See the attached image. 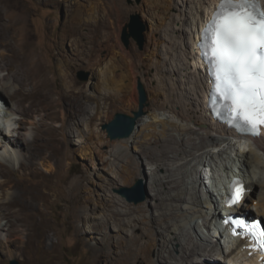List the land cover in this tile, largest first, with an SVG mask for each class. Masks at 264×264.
I'll list each match as a JSON object with an SVG mask.
<instances>
[{"label": "bare ground", "instance_id": "6f19581e", "mask_svg": "<svg viewBox=\"0 0 264 264\" xmlns=\"http://www.w3.org/2000/svg\"><path fill=\"white\" fill-rule=\"evenodd\" d=\"M219 2L220 0L167 2L165 6L169 8L182 7L181 15L168 17L165 37L158 38V32L163 29L160 25H154L150 33V44L155 49L149 51L148 57L155 58L161 48L165 58L160 62H153L156 73L152 80L157 83L152 91L150 110L153 113L150 121H145V117L139 120L134 136L138 148L137 160L132 158L131 162L124 165L121 185L132 183L139 172L138 168H144L146 162L152 167L150 176L153 183L147 188L152 200L148 202L147 209L136 205V216L132 217L133 213L126 212L121 215L127 218L115 220L120 232L128 236L121 241L125 249V263H129L136 253L142 257L143 264H264V258L256 251H250L249 246L245 247L246 243H240L239 239L221 231L219 224L221 215L217 211L223 207L225 185L230 184L234 175L244 176L248 188L252 190L237 213L264 218V133L254 140L235 136L232 130L214 120L209 109V78L204 73L197 46L201 28ZM156 7L160 8L161 5ZM124 12L126 13L121 5L118 17L122 18ZM177 23L181 25L178 26ZM12 26L20 32L12 34ZM116 33H107L102 42L90 47L91 56L85 57L84 62L89 66L99 65L101 60L94 58L95 55L98 56L104 48L108 51L117 49L114 43ZM120 48L121 52L116 54L118 58L115 68L121 70V73H117L109 65L103 66L99 70L100 92L92 95L77 88L78 82L72 73L77 61L63 62L62 66L50 65L44 57L45 51L30 40L28 28L22 27L18 19H12L9 11L0 12V104H4L14 115L25 118L19 129L15 130L16 136L6 134L0 128V138L3 140L0 144V152L3 149L1 156L16 161L25 158L28 163L23 162L21 168L30 171L33 178H43V182L49 185L53 177H47L35 169V160L43 157L47 146L42 148L40 145L33 149L48 120L55 124L63 119L65 123L61 130L70 125L79 127L83 119L90 115L94 103L99 108H104L113 92L127 91L130 87L126 80H130L132 88V96L128 95V99L134 104L137 103V88L141 80L137 69L140 66L145 67L147 59L127 52L123 46ZM8 99L14 102L13 106ZM161 108L171 113L180 123L161 117L158 113ZM40 113L44 115L41 122L36 123L33 121L34 117ZM14 122L12 115L6 120L0 116V124L6 130H10ZM27 123H30V128ZM57 133L60 130L52 126V131L48 134L53 135L47 142L55 143ZM234 140L241 146L234 165L230 167L225 159L221 166H214L212 163V169L206 171V174L199 171L198 168L205 163V158L214 156L212 149H221L225 144L232 146ZM247 144H250V149ZM6 145L9 149L2 148H6ZM54 150L59 154L64 151L56 147ZM25 151L28 155L23 154ZM220 152L221 156L226 153L222 149ZM63 155L68 156L69 153ZM54 156L56 155L50 158ZM135 165L137 166L134 168ZM203 166L206 167V164ZM256 168L262 171L258 172ZM222 169L226 172L225 176L222 175ZM193 172L197 174V178L193 180L195 185L191 187L189 178ZM14 173L13 169L0 162L1 195H5L8 190L18 191L7 202L0 203V248L13 243V238L17 235L14 227L20 223L28 232L27 240L24 241L27 248L36 242L38 236L43 239L44 242L41 243L44 244L50 237L49 227L37 220L38 215L35 212L26 213L27 217L21 216L26 207L25 198L42 200L44 205H49L48 195L42 188V180L25 185L22 181H15ZM139 174L142 179L148 177L146 171L145 174ZM206 178L210 181L211 188L216 191L206 187ZM197 185L200 186V191H197ZM249 199L255 205L250 206ZM17 207H21L20 217L14 212ZM143 213L151 215L143 217ZM2 219H8L9 224L3 226ZM200 220L203 221V226ZM109 223V220L103 222L105 226ZM145 223L147 227L143 232L136 234V230L142 229ZM222 240L225 247L220 243ZM56 245L53 243L49 250ZM49 250L45 245L44 254ZM152 252L157 253L155 260L151 258Z\"/></svg>", "mask_w": 264, "mask_h": 264}, {"label": "rangeland", "instance_id": "374dc122", "mask_svg": "<svg viewBox=\"0 0 264 264\" xmlns=\"http://www.w3.org/2000/svg\"><path fill=\"white\" fill-rule=\"evenodd\" d=\"M167 2H172V0H0V12L9 11L12 19H18L22 27L28 28L30 40L45 51L44 57L50 65L62 66L67 61H77V66L72 71L78 82L77 88L92 95L100 92L99 70L108 65L112 69L116 67L115 61L118 58L116 54L121 52L120 47L123 46L127 52L139 54L147 59V65L137 69L141 80L137 88L138 99L136 98V104L128 99V95L131 94L132 96V88L130 80H126L130 87L127 91L130 92H113L111 98L106 101L104 108H99V105L94 103L93 109H90V115L83 119L79 127L70 125L65 130H61L65 123L63 119L55 124L51 120L46 122L47 124L42 128V133L33 149L35 150L40 145L42 148L47 146L43 157H38L35 160V169L47 177H53L49 185L43 182V178H33L30 171L21 168L23 162L28 163L25 158H20L18 161L4 158L1 156L3 155L2 149L0 162L14 170L13 178L15 181H22L28 185L32 181L38 182L40 180L39 182H41L42 180V188L48 195L47 203L49 205H44L42 200L34 201L25 198L24 213L21 214V207L15 208L14 212H16L17 217H20V214L27 217L28 214L26 213L35 212L38 215L37 220L49 227L50 237L42 244L44 241L38 236L36 242L28 249L24 243L28 236L26 227L22 223L17 224L14 227L17 230V235L13 238V243L5 244L6 246L2 245L0 248V264H12L15 261L19 264H143L142 257L136 253L129 263L124 262L123 253L125 249L121 241L128 236L120 232L115 225V220L127 218V216L121 215V213L126 212L133 213L132 217L136 216L134 211L136 204L129 203L118 195L116 190L121 187H133L140 179L149 189V184L153 183L150 176L152 167L145 162L144 168L138 169L143 174L146 171L148 174L146 179H142L139 172L136 171L138 174L132 183L121 185V171L124 165L131 162L132 158L137 160L138 148L134 142L137 130L132 137L123 139L127 141L122 143L119 142L122 140L112 141L103 129V125L114 120L118 113L133 116V112L139 110V88L141 85L145 88L148 96L143 117H145V121L151 120L153 113L150 110L152 91L157 86V83L152 80L156 73L153 62L163 60L165 53L160 48L155 58L148 57L149 51L155 49V46L150 44V33L154 25H160L163 29L158 32V38L165 37V29L169 22L168 17L181 15L183 9L180 6L169 8L165 6ZM158 4L161 5L160 8L156 7ZM121 5L126 13L124 12V16L119 18L118 9ZM132 17H138V25L146 29L143 47L133 36L132 29H128V34L131 37L128 41L126 39L125 26L132 22ZM177 25L180 26L181 23H177ZM113 31L117 32L114 37L117 49L108 51L104 48L98 56L95 55L94 58L101 60L99 65L89 66L84 62L85 57L91 56L89 48L102 42L104 36ZM19 32L12 26V34ZM119 42L122 46L119 45ZM116 72L121 73V70L116 69ZM81 74L88 75L87 80H82ZM58 82L60 80L56 84ZM163 99L162 96L161 103H163ZM8 101L12 106L14 105L11 99ZM158 111L161 117L180 123L171 113L162 108ZM43 115L44 113L35 115L33 121L40 123ZM16 117L22 119L15 124L19 126L25 118L22 115ZM27 126L30 128V123H27ZM52 126L60 130V133L55 135L57 140L55 143L53 141L47 142L53 135L48 134L52 131ZM33 138L34 136L31 137V140ZM1 141L3 140L0 138V144H2ZM232 143V146L225 144L221 148L222 151L226 152L223 156H221V149H212L214 156L205 158L203 165L206 164V167L202 165L198 168L199 171L202 170L206 174V171L212 169V163L214 166L215 164L221 166L225 159L229 162L230 167L234 165V160L237 158L241 146L235 140ZM55 147L57 149L62 148L64 151L59 154L54 150ZM2 148L9 149L7 145L6 148L3 146ZM248 149H250V144ZM66 152L69 153L68 156L63 155ZM25 153L28 155L27 151L23 152V154ZM53 155L56 156L51 159L50 157ZM251 163L253 164V160ZM256 169L258 172L262 171L260 168ZM222 175H226L224 169H222ZM259 176L262 174L259 173ZM196 178L197 174L193 172L189 178L191 187L195 185L193 180ZM206 180L204 179L205 184ZM209 186L211 187V185ZM198 190L200 191L199 185H197ZM15 192L18 191L8 190L5 195L0 193V203L7 202ZM151 200L152 197L149 193L146 201L137 204V206L142 205L147 209L148 202ZM248 204L250 206L255 205L251 199L248 200ZM217 212L219 213L220 210ZM150 215L143 213V217ZM106 220L110 221L107 226L103 224ZM8 222V219H2L1 223L6 226L9 224ZM199 222L203 226V221L200 220ZM146 227L147 223L143 224L142 229L136 230V234L140 235ZM53 243L57 244L56 247L49 250ZM45 245L49 251L44 254ZM155 253L152 252L151 254L153 260L157 257V253Z\"/></svg>", "mask_w": 264, "mask_h": 264}, {"label": "snow or ice", "instance_id": "6c2138e0", "mask_svg": "<svg viewBox=\"0 0 264 264\" xmlns=\"http://www.w3.org/2000/svg\"><path fill=\"white\" fill-rule=\"evenodd\" d=\"M215 93L225 101L228 123L255 136L264 128V8L258 0H220L205 29ZM244 189L238 186L231 203ZM251 233L264 241V229ZM264 246V243H262Z\"/></svg>", "mask_w": 264, "mask_h": 264}, {"label": "water", "instance_id": "95a60500", "mask_svg": "<svg viewBox=\"0 0 264 264\" xmlns=\"http://www.w3.org/2000/svg\"><path fill=\"white\" fill-rule=\"evenodd\" d=\"M138 17H132V22L125 26V36L127 41L131 37L128 34V29L133 30V36L136 37L141 47L144 46L145 28L141 27L137 23ZM80 78L82 80H87L88 75L81 74ZM140 107L138 111H135L132 115L125 113H118L114 120L110 123L103 125V129L107 132L108 137L112 140H123L132 137L139 125V120L145 115V107L148 101V96L145 88L140 86ZM116 193L121 197L125 198L129 203L140 204L146 201L149 196V191L143 180H138L133 187H121L116 190ZM264 222V219L260 217ZM12 264H19L18 262H13Z\"/></svg>", "mask_w": 264, "mask_h": 264}, {"label": "clouds", "instance_id": "9594fccd", "mask_svg": "<svg viewBox=\"0 0 264 264\" xmlns=\"http://www.w3.org/2000/svg\"><path fill=\"white\" fill-rule=\"evenodd\" d=\"M0 109L2 110V113H0V116H1V118H2L3 120L8 119L9 116L12 115V117L14 118V121H15V122L13 123V124H14L13 127H12L10 130H6V129H5V126L2 125V124H0V128H1V130H3V132L6 133V134H11L12 136H16L17 133H15V130L19 129V126L15 125V124H16V123H19V121L22 120V119L16 117L17 115H14L13 113L9 112V111L7 110V108L5 107V105H4V104L2 105V103L0 104Z\"/></svg>", "mask_w": 264, "mask_h": 264}]
</instances>
